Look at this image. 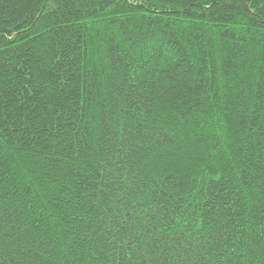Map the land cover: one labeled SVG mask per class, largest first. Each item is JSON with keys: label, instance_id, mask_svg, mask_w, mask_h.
Wrapping results in <instances>:
<instances>
[{"label": "trees", "instance_id": "trees-1", "mask_svg": "<svg viewBox=\"0 0 264 264\" xmlns=\"http://www.w3.org/2000/svg\"><path fill=\"white\" fill-rule=\"evenodd\" d=\"M0 264H264V0H0Z\"/></svg>", "mask_w": 264, "mask_h": 264}]
</instances>
